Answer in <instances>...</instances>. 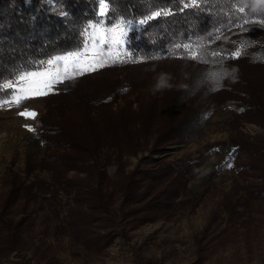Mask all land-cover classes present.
<instances>
[{
  "label": "rangeland",
  "instance_id": "rangeland-1",
  "mask_svg": "<svg viewBox=\"0 0 264 264\" xmlns=\"http://www.w3.org/2000/svg\"><path fill=\"white\" fill-rule=\"evenodd\" d=\"M44 1L52 4L53 0ZM84 44L54 57L78 52ZM125 49L130 54L125 44L120 50L122 59ZM102 55L108 59L106 48ZM57 63L63 67V61ZM110 64L108 60L105 66ZM190 66L173 60L166 66H123L98 76L122 79L125 85V92L110 101L109 108L129 106L137 111L142 100L163 95L169 85L177 88L187 82ZM71 80L53 84L46 95H30L19 105L3 104L10 101L12 93L0 100V264H264V205L260 207L246 187L258 179L238 174L244 156L231 155L229 146L239 134L248 140L264 136L260 123L211 105L191 139L181 133L158 147L157 133L152 132L134 151L122 149L118 159L117 150L104 148L98 160L100 167L90 180L93 186L111 192L108 211L88 209L97 219L92 216L85 223L70 216V210H80L73 194L63 192V185L52 182L50 168L41 165L49 159L35 135L41 126L40 117L47 111L46 98ZM199 97L197 92L188 98L190 101L181 102L176 113L180 121L190 119L184 117L181 108L192 101L196 105L202 102ZM25 110L35 112V118L21 116ZM160 111L156 108L148 118L149 125L164 118ZM113 153L107 162L106 155ZM28 166L31 169L27 172ZM86 167L69 170L65 177L85 178ZM187 168L195 174H183ZM126 180L133 183L136 196L142 192L137 199L129 190L125 201ZM171 182L176 185L174 191L162 195L161 190ZM30 183L35 185L27 198L24 186ZM93 236L104 238L89 241Z\"/></svg>",
  "mask_w": 264,
  "mask_h": 264
},
{
  "label": "trees",
  "instance_id": "trees-1",
  "mask_svg": "<svg viewBox=\"0 0 264 264\" xmlns=\"http://www.w3.org/2000/svg\"><path fill=\"white\" fill-rule=\"evenodd\" d=\"M99 1L53 0L48 4L44 0H0V84L14 79L21 71L42 68L41 61L81 48L85 29L99 18ZM107 2L109 10L105 21L108 24L119 18L145 19L154 12L171 14L157 16L135 33H129L135 38L131 45L127 44L131 57L127 62L112 63L98 72L79 75L46 98L47 111L40 117L41 126L35 134L41 139L49 159L48 163L43 160L41 165L50 168L52 182L63 185L59 187L63 192L73 194L80 210H70V216L80 217L85 223L94 216L88 209L108 211L111 192L93 186L90 180L96 167H100L98 160L104 148L118 151L117 156L106 155L108 162L113 155L118 159L126 148L134 151L152 132L157 133L158 147L172 142L181 133L191 139L211 105L229 109L264 127V23L261 22L264 21V0ZM186 4L191 6L186 7ZM241 8L244 11H240ZM184 45L189 47L186 49ZM237 51L240 54L233 56ZM190 53H197L200 58L194 59ZM173 60L191 64L187 82L177 88L169 85L163 95L148 98L150 108H146L145 100L137 111L129 106L118 110L108 107L110 101L125 92V85L122 79L108 80L106 75L98 76V73L123 66H166V62ZM197 92L199 100L203 101L183 106L184 117L190 119L180 121L176 113L181 102L190 101L188 98ZM11 93V90L0 91V100ZM156 108L161 109L164 118L149 125L148 118L156 113ZM170 122L172 127L168 129ZM229 146L231 155L244 156L238 174L245 179H258L246 187L259 206H263L264 136L248 140L239 134ZM84 165H87L85 175H88L85 178L69 180L65 177L67 171L83 169ZM30 169L28 166L26 171ZM182 171L185 175L188 172V176L195 174L190 168ZM99 173L101 177L103 174ZM34 185L24 186L25 197H29ZM132 185L126 180L125 201L129 190L134 199L142 193L139 191L136 196ZM175 188L171 182L161 193L167 195ZM83 204H86L85 210ZM98 238L104 237L93 236L89 241Z\"/></svg>",
  "mask_w": 264,
  "mask_h": 264
},
{
  "label": "snow or ice",
  "instance_id": "snow-or-ice-1",
  "mask_svg": "<svg viewBox=\"0 0 264 264\" xmlns=\"http://www.w3.org/2000/svg\"><path fill=\"white\" fill-rule=\"evenodd\" d=\"M186 7L191 5H185ZM107 0H100V21L95 24H89L85 29L84 48L78 52L68 53L64 56L53 57L47 61H41L43 67L47 65L44 71H21L14 79L6 83L0 84V91L11 90L12 95L10 101H3V104L14 103L19 105L24 99L30 95L40 96L46 95L47 90L51 89L55 83H61L65 79H75L79 75H83L85 71H94L96 68L104 67L108 60L112 63L127 62L130 54L124 50V58H121L120 50L125 44L131 45L134 35L130 36L129 32L135 33L138 26L146 24L149 20L160 15H169L170 12H154L150 16L140 21L127 20L120 18L116 22H110L111 26L105 24V18L108 12ZM240 11H244L243 8ZM264 23V21H261ZM92 30L89 32V30ZM177 47H181L177 45ZM188 48V45H184ZM109 53L108 59L102 55L104 49ZM239 51L233 53L238 56ZM194 59L200 58L197 53H190ZM213 56H219V53H212ZM63 61V67L57 63ZM2 79V76H0ZM21 116L35 118L36 113L25 110L20 113Z\"/></svg>",
  "mask_w": 264,
  "mask_h": 264
}]
</instances>
